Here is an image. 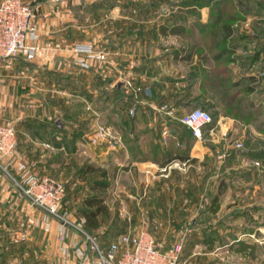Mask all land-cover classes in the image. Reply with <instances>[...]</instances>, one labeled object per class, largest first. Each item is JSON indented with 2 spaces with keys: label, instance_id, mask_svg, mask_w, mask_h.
<instances>
[{
  "label": "rangeland",
  "instance_id": "obj_1",
  "mask_svg": "<svg viewBox=\"0 0 264 264\" xmlns=\"http://www.w3.org/2000/svg\"><path fill=\"white\" fill-rule=\"evenodd\" d=\"M177 1L180 0L174 2ZM234 2L248 5L251 10L244 12V17L232 25V38L235 40L232 44H235L236 52L237 50L241 52L242 62L232 66L234 78L230 81L239 80L240 75H244L245 79L252 76L256 80V89L252 94H246L243 85L247 82L240 79L236 84L241 82L243 84L241 83L238 88L227 89L224 83L218 81L216 85L205 84L200 88L194 85L191 92L197 94L207 106H214L210 110L215 114L214 119L224 116L223 120L228 118L233 121V127L241 134L239 141L242 146L237 149L236 154L240 157L238 162L226 164V156L213 154L204 156L200 162L172 159L171 162L159 165L155 171L149 170L150 172L132 166L131 160L139 161L144 156L127 157L119 148L124 143L121 137L125 132L128 134L131 120L125 117L124 123L119 119L113 123L108 118L102 117L95 108L96 114L91 112L93 110L91 100L95 99V96L91 98L90 71L83 73L84 83L76 89V92H68L65 87L63 89L57 85H53L52 89L47 91L52 95L50 101L54 110L50 116L55 121H59L61 117V108L69 106L67 99L74 102L72 97L73 100L77 99V102H81L74 103L81 122L73 128L70 125V132L62 140L60 136H39L32 124L28 128H21L19 123L28 119L25 109L28 110L29 116L37 117L41 107L38 108L35 101L41 100L42 94L46 93L45 90L23 91L19 96L25 94L28 97H20L17 104L21 106L24 101L26 104L29 100L28 107L15 106L13 115L2 116L4 120H16L14 123L0 122V125L12 126L15 132V149L7 160L0 158V177L4 178L5 184L13 189L15 193L13 194L17 198L16 203L3 201L0 204V264H30V230H34L36 243L38 233L45 231L50 233L53 230L51 222L58 223L44 210L32 206L15 184L27 174L36 179L48 178L62 184L65 193L58 213L64 215L73 226L81 228L102 246L118 240L125 233L133 234L143 229L152 235L161 252L173 253L178 246L179 264H264V166L259 159L255 160L243 154L247 150L264 151V20L257 19L258 16L264 19V0H234ZM32 8L34 15V7ZM227 13L228 15L232 13L231 9H228ZM31 23L36 25L37 33L36 38L30 37L28 41L35 47V53L30 61L34 60L41 48L45 49L36 43L40 36L34 17ZM206 23L207 21L204 24ZM105 30L104 27L82 28V32L79 31L82 36L76 32L77 42L68 49L79 56L77 63L81 69L89 70L91 61L100 63L101 68H99L106 73V69L112 67L115 61L111 56L109 58L107 52ZM215 34L216 38L212 36L211 39L212 43L213 40L215 41L214 48L217 46L215 49L217 50L223 45L219 43L220 27ZM192 36V33L187 34L185 41L173 39L169 44L177 48L185 46L186 50H189V43L187 45L186 42H191L193 39L197 41L199 38L198 35ZM242 36H247V39H244L247 43L240 39ZM249 42L250 45L256 42L253 50L245 47ZM46 48L57 49L54 45ZM201 48L198 50L206 51L205 45L202 44ZM258 49H262L260 59L252 63L251 58L255 57ZM193 61L185 64L175 63L170 59L168 68L161 67L160 72L166 74L169 70L174 75L181 73L185 75L190 66L197 68L196 64L201 63L195 59ZM218 69L222 71V67ZM118 71L109 82H113L114 86L124 79L122 70ZM220 76L222 78V74ZM50 79L56 81L62 78L55 75L47 78ZM125 79L128 90L132 89L131 92L136 94L138 89L129 78ZM74 93L77 97L71 96ZM143 93L151 97L149 90L144 89ZM136 95H133V104L130 108L133 109V114L138 104L134 97ZM249 101L254 105L252 108L249 107ZM102 102L103 98L95 103L101 105ZM170 110L173 111L169 106L164 105L157 108L156 112L160 114L164 112L166 115ZM54 111H57V114ZM54 123L52 122L51 129L55 128ZM25 132L28 135H25ZM77 132L80 138L74 137ZM145 137L146 135H143L140 139L143 148L146 147ZM49 141L60 146L55 148ZM175 161L185 165L172 164ZM254 162H258L259 165ZM169 164H171L170 168ZM89 166L95 169V172L84 175L82 171ZM102 172H105L107 177L105 181L108 182V188L103 195L105 210L97 215L93 225L87 226V221L82 216V210L85 209L83 200L90 195V183L95 180L102 181L100 177ZM68 231L79 237L76 228L69 226ZM55 239L56 245L55 248L52 246V250L54 248L61 253L57 234ZM73 249L69 246L71 264H73ZM18 253L26 254L25 259L18 258ZM47 261L62 263L51 258L45 262Z\"/></svg>",
  "mask_w": 264,
  "mask_h": 264
},
{
  "label": "crops",
  "instance_id": "obj_2",
  "mask_svg": "<svg viewBox=\"0 0 264 264\" xmlns=\"http://www.w3.org/2000/svg\"><path fill=\"white\" fill-rule=\"evenodd\" d=\"M23 1L29 2L34 7L33 17L38 25L40 36L36 43L45 49L41 48L34 60L28 62L21 57L0 60V122L14 123L16 121L14 119L4 120L2 116L13 115V108L19 106L17 104L18 99L28 97L25 94L19 96L21 92L45 90L46 93L42 94L41 100L35 101L34 99L36 103L34 104L38 108L41 107V110L38 109V116H29L28 110L25 109L28 119L19 124L22 129L28 128L32 124L37 129L39 136H60L61 140L65 139L66 134L70 132L69 126L71 125L73 128L81 122V118L75 109L77 106L74 104L81 102H77V99L73 100L72 97L74 102L67 99L68 103H66L69 106L61 108L59 126L57 125L58 121L52 120L50 116L54 109L52 101H50L52 95L47 91H50L53 85H57L59 88L64 89L65 87L68 92H76V89L84 83L82 81L84 79L83 73L90 71L89 75L92 78L90 83L91 98L95 96V99L91 100V107L93 108L91 112L95 113V108L102 117L108 118L113 123L118 119L124 123L125 117L131 120L128 134L124 130L125 134L121 137L124 143L119 148L122 149L123 153L127 157L130 155H158L157 161L148 158L139 161L131 160L132 166L143 171H155L161 165L163 155H182L186 156L184 160L200 162L206 155L220 154L227 157L226 164L238 162L240 158L236 155L238 150L233 148L231 143L234 140H240L241 134L233 127L232 120L228 118L229 121L223 120L225 117L219 116L211 124L200 128V137L194 136L190 128L180 125L177 121L181 114L190 112L194 108L203 107L210 113L211 108L214 107L213 105L207 106L197 94L191 92L194 85H197L198 88L205 84L211 86L209 79L216 68V63L208 56L209 54H206L207 63H200L202 64L201 68L205 69V73L199 71L200 67L198 66L200 64H196L197 70L190 66L185 75L183 73L174 75L169 70L166 71V74L160 72L161 67L168 68L170 59L175 63L183 62L185 64L194 59L199 61V55L196 52L186 50L185 46L177 48L169 44L173 42V39L185 41L187 35L170 34L169 31L163 34L160 31L162 26L174 28L183 25L188 28L190 34H196L197 30L193 27L196 21L195 15L188 13V10L193 7L181 6L174 2L175 0ZM197 12L201 23L208 21V7H202ZM257 19L264 20L260 16ZM92 27H104L106 29L107 52L109 58L111 56L115 61L111 68L106 69L107 73L100 69V63L96 61L90 62L89 70L81 69L77 63L79 56L68 49L77 42L76 32H82V28ZM79 35L82 36L80 33ZM253 37L257 39L255 36ZM240 39L246 42L247 40L244 39H247V36H242ZM191 43L194 42H186L188 46ZM254 43L256 42L250 45L249 42L245 47L253 50ZM53 45L57 48L56 50L46 48ZM261 52L262 49H258L255 53L258 56H255L256 59L253 61L251 60L252 63L260 59ZM240 53L239 50L237 52L234 50L230 55L231 61L225 65V73L226 75L229 74L232 80L234 78L232 66L242 62V54ZM186 56L189 58L186 59ZM118 70H122L124 79L118 81L114 86L113 82H109L119 72ZM55 75L61 76L62 79L53 81L51 78L47 80L48 77ZM240 76L239 80L233 82L237 83L240 79H245L243 78L244 75ZM125 78H129L134 87L138 89L137 95L131 92L132 89L128 90L127 84L124 82ZM247 78L253 77L248 76ZM117 89L122 90V94H119ZM144 89L149 90L151 97L143 93ZM133 95H136L134 97L138 104L137 107L135 106L134 114L129 117ZM71 96L77 97L76 93ZM101 97L103 98L101 105L96 104L95 102H99ZM26 104L24 101L19 107L27 108L29 100ZM164 105L169 106L175 113L169 116L165 115L164 112L163 114L156 112L157 108ZM54 112L57 114V111ZM51 121L55 122L54 129H51ZM239 127L241 128V126ZM24 134L28 135L26 132ZM143 135H146L144 143L146 147L144 148L140 142ZM49 143L55 148L60 146L50 141ZM13 193V189L5 184L4 178L0 177V204L3 201L11 204L16 203L17 198ZM30 211H33L32 208ZM51 223L53 230L50 233L47 231L38 233L36 243L34 242V230H30V264H41L50 258L58 260V262L61 261L62 254L54 249L56 245L55 235L61 227L59 223ZM64 235V241L71 247L80 240L72 231L64 230ZM52 246L54 247L53 250ZM17 255L18 258L24 257V259L26 256V254L22 255L21 253ZM73 260H75L74 257Z\"/></svg>",
  "mask_w": 264,
  "mask_h": 264
},
{
  "label": "built area",
  "instance_id": "obj_3",
  "mask_svg": "<svg viewBox=\"0 0 264 264\" xmlns=\"http://www.w3.org/2000/svg\"><path fill=\"white\" fill-rule=\"evenodd\" d=\"M33 8L21 0H0V60L5 58L21 57L30 61L35 53V47L28 42L30 37L36 38L37 27L31 23ZM90 50V47L89 49ZM133 115V109L129 110ZM169 116L173 111H169ZM177 121L190 128L192 134L200 137V128L211 123L212 118L203 108H194L177 118ZM164 134L166 132H163ZM88 141H90L88 139ZM94 144V143H92ZM233 148H241L242 143L237 139L232 142ZM16 146L15 132L10 125H0V158L8 159ZM259 165L258 162H254ZM174 165L184 166L185 163L175 161ZM169 164V168H170ZM165 171V169H163ZM22 195L32 206L44 210L60 224L57 233L59 250L62 254L61 264H71L69 246L64 241V230L69 226L76 228L80 245L73 249V264H179V247L173 253H164L158 250L152 235L146 230L135 233H125L118 240L102 246L94 241L81 228L73 226L64 215L58 213L63 200L65 188L48 178L36 179L27 174L21 181L15 182ZM74 247V246H73ZM45 264H56L47 261Z\"/></svg>",
  "mask_w": 264,
  "mask_h": 264
},
{
  "label": "trees",
  "instance_id": "obj_4",
  "mask_svg": "<svg viewBox=\"0 0 264 264\" xmlns=\"http://www.w3.org/2000/svg\"><path fill=\"white\" fill-rule=\"evenodd\" d=\"M177 3H179L181 6H189V7H193L190 10H188V13H191L193 15H195L196 21L194 22L193 27L197 30L196 34H193L192 37H194V35H198V40L195 41V39H193V44H190V49L191 51L194 52H198L197 54L199 55V61H201V63H207V55L210 56L214 62L216 63V68L213 70L212 72V77L209 79L210 82L213 83H209L211 85H215L218 81H221L222 83H224L225 88H230V87H234V88H238V86L242 83L236 84L234 82L230 81V76L229 74L226 75V71H225V65L231 61L230 55L231 53L235 50V44H232V42H235V40H233V23L235 21H238L240 18L244 17V12H249L251 9L248 8V5H242L240 3H235L234 0H180L177 1ZM202 7H208L209 8V19L207 21L206 24L201 23L199 21L200 16L198 15L197 10L202 8ZM247 7V8H246ZM231 9V12L229 15L227 13V10ZM224 15V19H222ZM214 16V17H213ZM213 17V18H211ZM220 24V25H219ZM218 27H220L221 30V37L219 39V43H223L221 48H218L217 50L216 47L214 48V40L212 43V39L211 37L214 36L215 37V32L218 29ZM160 31L165 34L166 32L169 31L170 34H178L181 36H185L187 34L190 35V32L188 31V28H185L183 25H179L176 27H169V26H162L160 27ZM201 43V44H200ZM218 42L216 43V45L219 44ZM205 45L206 51L205 50H198L201 48V45ZM213 46V48H211ZM202 49V48H201ZM256 53V52H255ZM203 54V55H202ZM207 54V55H206ZM255 56H258L257 54H255ZM189 58V56H186ZM256 58H251V60L253 61ZM200 64L198 67H200L199 71L205 73V69L201 68ZM218 67H222V71H218ZM198 68H196L197 70ZM222 74V78L221 75ZM203 75V74H202ZM207 79V78H206ZM245 80V79H244ZM246 84L243 85L245 88H243L245 90L246 94H252L255 91V83L256 80L254 78H247L246 79ZM238 83V82H237ZM243 84V83H242ZM119 94H122V90L117 89L116 90ZM236 91V90H234ZM240 100V98H238V101ZM237 101V102H238ZM230 102V101H229ZM240 103V102H239ZM254 105L252 104L251 101H249V107H253ZM238 107V106H236ZM203 108V107H200ZM205 109V108H203ZM206 110V109H205ZM207 111V110H206ZM254 111V110H253ZM185 114V113H183ZM181 114V115H183ZM180 115V116H181ZM212 121L215 120V114L214 112H210ZM210 123V124H211ZM181 125V124H180ZM74 137H79L80 138V134L75 133ZM132 148V147H130ZM242 153V152H241ZM244 155L250 156V158L252 159H259L262 166H264V151H251V150H247L243 153ZM136 156V155H135ZM151 156V155H150ZM152 159L154 161L158 160V155H152L149 158V155H145L144 158L142 159ZM186 158V156H182V155H175V156H169V155H163L162 156V160H161V164L164 163H168L171 162L172 159H178L179 161H184V159ZM83 174H89V173H93L95 172V169H92V167H87L85 168L83 171ZM101 180H95L94 182H91L90 184V195L87 196L84 200H83V204L85 206V209L82 210V216L86 219V225L90 226L93 225L95 222V219L97 217L98 214H101L104 210H105V206L103 204L104 202V197L103 195L105 194V190L108 188V182L105 181L106 174L105 172H102L100 175Z\"/></svg>",
  "mask_w": 264,
  "mask_h": 264
},
{
  "label": "water",
  "instance_id": "obj_5",
  "mask_svg": "<svg viewBox=\"0 0 264 264\" xmlns=\"http://www.w3.org/2000/svg\"><path fill=\"white\" fill-rule=\"evenodd\" d=\"M57 125H59V126H60V123H59V121L57 122ZM79 245H80V242H78V243L75 245L74 249H76V248H77Z\"/></svg>",
  "mask_w": 264,
  "mask_h": 264
}]
</instances>
